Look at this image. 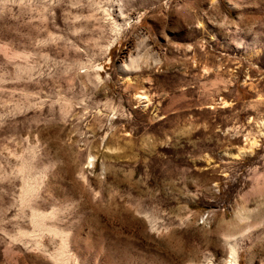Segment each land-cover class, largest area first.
<instances>
[{
    "label": "rangeland",
    "instance_id": "374dc122",
    "mask_svg": "<svg viewBox=\"0 0 264 264\" xmlns=\"http://www.w3.org/2000/svg\"><path fill=\"white\" fill-rule=\"evenodd\" d=\"M262 123L264 0H0V264H264Z\"/></svg>",
    "mask_w": 264,
    "mask_h": 264
},
{
    "label": "bare ground",
    "instance_id": "6f19581e",
    "mask_svg": "<svg viewBox=\"0 0 264 264\" xmlns=\"http://www.w3.org/2000/svg\"><path fill=\"white\" fill-rule=\"evenodd\" d=\"M146 98L147 97L140 96L138 99L140 101H143ZM262 124L264 125V123H262ZM256 144H257L256 142H253V145H256ZM240 155H244V154L241 153ZM231 242H228L226 244V253H223L221 257H217V256L212 255L208 259V264H240L239 246L236 245L237 243H233V242L231 243Z\"/></svg>",
    "mask_w": 264,
    "mask_h": 264
}]
</instances>
